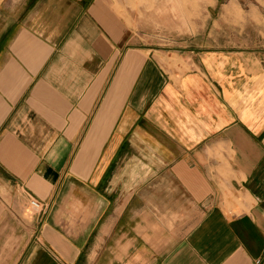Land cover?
Instances as JSON below:
<instances>
[{
	"label": "crops",
	"instance_id": "1",
	"mask_svg": "<svg viewBox=\"0 0 264 264\" xmlns=\"http://www.w3.org/2000/svg\"><path fill=\"white\" fill-rule=\"evenodd\" d=\"M235 2L240 49L172 61L116 0H0V264H264V0Z\"/></svg>",
	"mask_w": 264,
	"mask_h": 264
},
{
	"label": "rangeland",
	"instance_id": "2",
	"mask_svg": "<svg viewBox=\"0 0 264 264\" xmlns=\"http://www.w3.org/2000/svg\"><path fill=\"white\" fill-rule=\"evenodd\" d=\"M228 1L116 0L115 9L139 44L177 61L176 55L241 48L246 2L227 6ZM259 23L264 29V21ZM26 212L33 214L30 208Z\"/></svg>",
	"mask_w": 264,
	"mask_h": 264
},
{
	"label": "built area",
	"instance_id": "3",
	"mask_svg": "<svg viewBox=\"0 0 264 264\" xmlns=\"http://www.w3.org/2000/svg\"><path fill=\"white\" fill-rule=\"evenodd\" d=\"M48 204L46 202L40 201L38 199H31L30 201V210L32 211V213L34 212H40V213H44L48 210Z\"/></svg>",
	"mask_w": 264,
	"mask_h": 264
}]
</instances>
